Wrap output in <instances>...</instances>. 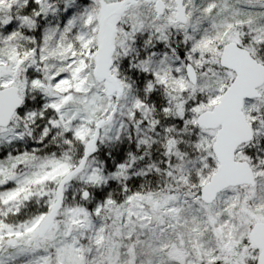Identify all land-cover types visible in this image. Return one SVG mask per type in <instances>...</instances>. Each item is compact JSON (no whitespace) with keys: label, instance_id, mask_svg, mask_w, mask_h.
<instances>
[{"label":"snow or ice","instance_id":"1","mask_svg":"<svg viewBox=\"0 0 264 264\" xmlns=\"http://www.w3.org/2000/svg\"><path fill=\"white\" fill-rule=\"evenodd\" d=\"M0 264H264V0H0Z\"/></svg>","mask_w":264,"mask_h":264}]
</instances>
